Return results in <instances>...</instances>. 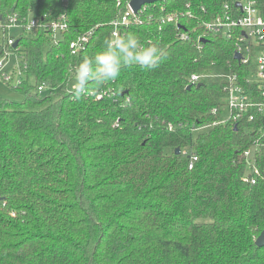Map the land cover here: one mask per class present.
<instances>
[{
	"label": "trees",
	"instance_id": "16d2710c",
	"mask_svg": "<svg viewBox=\"0 0 264 264\" xmlns=\"http://www.w3.org/2000/svg\"><path fill=\"white\" fill-rule=\"evenodd\" d=\"M241 1L147 5L119 35L163 49L159 66L123 67L76 100L74 68L107 47L124 3L2 0L44 20L65 12L68 28L57 43L24 34L27 77L10 85L21 97L0 95V264H264V116L223 122L230 77L247 67L204 26ZM256 143L258 172L245 156Z\"/></svg>",
	"mask_w": 264,
	"mask_h": 264
},
{
	"label": "built area",
	"instance_id": "2783aa9c",
	"mask_svg": "<svg viewBox=\"0 0 264 264\" xmlns=\"http://www.w3.org/2000/svg\"><path fill=\"white\" fill-rule=\"evenodd\" d=\"M126 7V13L120 20L114 21L113 33L119 35L118 24H129L131 21L138 22L140 17L137 13L149 4H145L138 12L131 7V0H118V4ZM155 3V2H154ZM151 3V4H154ZM171 20V17H169ZM257 19L264 22V8L255 0H243L241 5L231 6L226 3L221 11L217 12L211 19L204 22L206 31L232 38L236 42V53L241 54L240 61L247 67L242 80L234 73L230 77V88L225 105V116L223 122H257L264 116V38L256 30ZM212 27L209 28L208 25ZM45 28L53 41L57 43L64 31L68 28V19L65 12L57 17L44 20L33 13L21 11H5L2 0H0V81L8 85L21 83L27 77L28 64L21 37L34 28ZM87 35H80L71 43V48L80 49L88 40ZM181 37L185 38L186 33ZM14 57V59H12ZM202 75L194 74L191 82L198 83ZM48 86H38V91L43 92ZM172 128V126H170ZM250 129L254 130L252 126ZM264 136V127L259 131ZM260 148L256 143L245 151L248 165L251 171L258 172L255 163V155ZM190 167L194 165L197 156H190ZM252 181L256 182L255 177Z\"/></svg>",
	"mask_w": 264,
	"mask_h": 264
},
{
	"label": "clouds",
	"instance_id": "9594fccd",
	"mask_svg": "<svg viewBox=\"0 0 264 264\" xmlns=\"http://www.w3.org/2000/svg\"><path fill=\"white\" fill-rule=\"evenodd\" d=\"M208 27L211 28L212 25L209 24ZM253 27L264 38V22L257 19ZM106 44L107 47L98 52L94 60L84 58L75 66L72 95L76 100L91 95L90 82L100 85L115 80L123 67L135 65L143 69H153L159 66L165 55L164 50L156 44L141 45L138 37L131 32L123 36L113 33V38Z\"/></svg>",
	"mask_w": 264,
	"mask_h": 264
},
{
	"label": "water",
	"instance_id": "95a60500",
	"mask_svg": "<svg viewBox=\"0 0 264 264\" xmlns=\"http://www.w3.org/2000/svg\"><path fill=\"white\" fill-rule=\"evenodd\" d=\"M157 1H160V0H131V7L133 8L134 12H138L145 4H151ZM237 4L241 5V2H238ZM235 57L236 59L240 60L242 56L240 53H236ZM188 87L190 88L191 85H189ZM180 152H181V148L178 147L176 149V153L179 154ZM256 243L258 246L264 245V231L258 236Z\"/></svg>",
	"mask_w": 264,
	"mask_h": 264
},
{
	"label": "rangeland",
	"instance_id": "374dc122",
	"mask_svg": "<svg viewBox=\"0 0 264 264\" xmlns=\"http://www.w3.org/2000/svg\"><path fill=\"white\" fill-rule=\"evenodd\" d=\"M12 59H14V57ZM32 82H34V79H32ZM74 83H75V79L72 82V86ZM0 95L10 98H16V99L21 97V94L18 91L14 90L12 86L5 84L1 81H0Z\"/></svg>",
	"mask_w": 264,
	"mask_h": 264
}]
</instances>
